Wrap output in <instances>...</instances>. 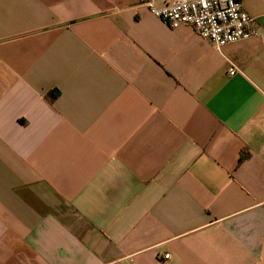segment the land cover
<instances>
[{"label":"crops","instance_id":"obj_1","mask_svg":"<svg viewBox=\"0 0 264 264\" xmlns=\"http://www.w3.org/2000/svg\"><path fill=\"white\" fill-rule=\"evenodd\" d=\"M241 1L261 35L218 49L144 0H0V264H264V0Z\"/></svg>","mask_w":264,"mask_h":264},{"label":"built area","instance_id":"obj_2","mask_svg":"<svg viewBox=\"0 0 264 264\" xmlns=\"http://www.w3.org/2000/svg\"><path fill=\"white\" fill-rule=\"evenodd\" d=\"M144 5L171 29L188 25L218 49L261 35L257 20L245 10L241 0H174L164 7H159L157 0H144ZM236 73L235 68L229 71L231 76ZM164 257L169 259L170 255Z\"/></svg>","mask_w":264,"mask_h":264},{"label":"trees","instance_id":"obj_3","mask_svg":"<svg viewBox=\"0 0 264 264\" xmlns=\"http://www.w3.org/2000/svg\"><path fill=\"white\" fill-rule=\"evenodd\" d=\"M248 153L247 152H243L242 155H241V159H240V162L244 161L246 158H248Z\"/></svg>","mask_w":264,"mask_h":264}]
</instances>
